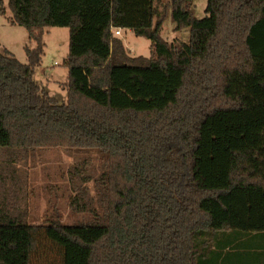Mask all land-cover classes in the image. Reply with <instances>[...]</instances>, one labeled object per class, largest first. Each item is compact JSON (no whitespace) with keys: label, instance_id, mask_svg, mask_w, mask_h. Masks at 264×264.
Segmentation results:
<instances>
[{"label":"trees","instance_id":"obj_1","mask_svg":"<svg viewBox=\"0 0 264 264\" xmlns=\"http://www.w3.org/2000/svg\"><path fill=\"white\" fill-rule=\"evenodd\" d=\"M169 6L188 42L161 36ZM195 8L0 0L36 42L27 63L0 51V264H251V229H264V0ZM48 27L69 29L67 103L34 77ZM115 28L150 39L151 54L132 55ZM47 147L97 153L95 175L90 159L70 169L78 221L28 220L15 165Z\"/></svg>","mask_w":264,"mask_h":264},{"label":"rangeland","instance_id":"obj_2","mask_svg":"<svg viewBox=\"0 0 264 264\" xmlns=\"http://www.w3.org/2000/svg\"><path fill=\"white\" fill-rule=\"evenodd\" d=\"M195 5V15L204 17L207 0H192ZM7 2V0H6ZM170 2V0H163ZM169 13L160 31L161 36L169 43L179 45L190 40L189 28L176 31L175 22ZM11 11L0 13V51L9 49L21 62L27 63L28 58L25 47H35L36 42L30 40L29 32L20 25L11 24L9 18ZM125 43L132 55L149 56L151 54V40L139 36L133 32H124ZM125 36V35H123ZM125 38V37H124ZM45 54L40 66L36 68L35 79L60 103H67L68 92L65 82L68 78V69L64 65L69 52V29L67 27H48L44 33ZM238 132L244 131V126L236 127ZM234 130V131H235ZM2 154V153H1ZM97 153L93 150L78 148L47 147L30 152L28 157L18 160L15 166L22 171V177H26L28 190L32 195L28 199L29 222L41 223L48 216L60 215L63 222L72 223L82 218L71 210V198L76 191L70 181V169L87 159L92 160L89 170L95 175L100 168L97 161ZM91 195L94 193V184H88ZM50 249L49 246H44ZM43 258L42 261H46ZM212 262V261H211Z\"/></svg>","mask_w":264,"mask_h":264},{"label":"crops","instance_id":"obj_3","mask_svg":"<svg viewBox=\"0 0 264 264\" xmlns=\"http://www.w3.org/2000/svg\"><path fill=\"white\" fill-rule=\"evenodd\" d=\"M125 30L126 32H129V31L133 32L130 28L122 29V34L118 37L122 38L124 42L129 36L128 34H124ZM251 234H252L251 242L253 245V249H251L252 251L251 258L253 257L251 260V264H264V229H251Z\"/></svg>","mask_w":264,"mask_h":264},{"label":"built area","instance_id":"obj_4","mask_svg":"<svg viewBox=\"0 0 264 264\" xmlns=\"http://www.w3.org/2000/svg\"><path fill=\"white\" fill-rule=\"evenodd\" d=\"M114 34L117 36H120L122 34V29L121 28H115L114 29Z\"/></svg>","mask_w":264,"mask_h":264}]
</instances>
